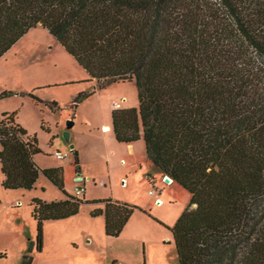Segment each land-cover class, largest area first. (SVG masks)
Listing matches in <instances>:
<instances>
[{"label": "trees", "instance_id": "16d2710c", "mask_svg": "<svg viewBox=\"0 0 264 264\" xmlns=\"http://www.w3.org/2000/svg\"><path fill=\"white\" fill-rule=\"evenodd\" d=\"M38 26L101 89L134 83L138 105L112 111L113 131L119 143L143 139L147 158L191 195L170 229L178 263L264 264V0H0V60ZM93 95L81 92L73 109ZM0 146L4 189L31 191L43 174L64 192L63 168L39 167L37 138L16 112L0 116ZM65 195L32 200L38 252L44 224L84 205L103 204L91 215L112 238L138 210Z\"/></svg>", "mask_w": 264, "mask_h": 264}, {"label": "rangeland", "instance_id": "374dc122", "mask_svg": "<svg viewBox=\"0 0 264 264\" xmlns=\"http://www.w3.org/2000/svg\"><path fill=\"white\" fill-rule=\"evenodd\" d=\"M101 84L91 81L42 26L29 31L0 60V94L10 93L0 99V116L16 112L28 135L37 138L39 167L63 168L66 194L76 196L75 187L83 186L86 191L81 197L88 201L113 199L138 208L120 236L112 238L105 233L103 218L91 215L100 204L84 205L75 217L44 224L38 252L32 200L51 202L66 195L43 174L31 191L6 190L0 164V264H23L24 257H32V264H179L170 229L188 208L190 194L168 176L166 182L145 158L140 144L134 157L126 153V144L115 142L118 148L114 149L103 140L100 127L111 123L110 109L136 107L138 100L134 83H115L104 89ZM92 91L94 97L73 109L81 92ZM70 120L74 125L67 140ZM102 131L110 128L104 125ZM75 144L81 150L80 172L73 154L66 159L54 156L57 151H72L70 146Z\"/></svg>", "mask_w": 264, "mask_h": 264}, {"label": "crops", "instance_id": "0c3cea01", "mask_svg": "<svg viewBox=\"0 0 264 264\" xmlns=\"http://www.w3.org/2000/svg\"><path fill=\"white\" fill-rule=\"evenodd\" d=\"M92 97H94V96H92ZM79 105H81V104H79ZM118 106H121V103H120V105H118ZM80 107V106H79ZM110 115H111V123L110 122H108L107 124H105V123H102V125H101V127H100V132H101V134H102V138H103V140H105V141H109V143H110V146H113L114 147V149H115V146H116V148H118L117 146V143H115V142H118L117 140H116V138H115V134H114V131H113V124H112V110L110 109ZM75 119V118H74ZM75 123H77L76 121H75ZM104 125H107L109 128H110V131L109 132H107V133H103V131H102V127L104 126ZM89 132H91V131H89ZM70 137H72V132H71V134H70ZM111 139H112V141H111ZM142 142V143H141ZM119 143V142H118ZM119 144H123V143H119ZM138 144V145H137ZM143 146V148H144V152H145V143H144V141H143V139H141V140H139V141H137V142H134V143H131V144H126V148H125V151H126V153L128 154V155H132V156H136V150H137V146H138V149H141V146ZM143 144V145H142ZM120 148H122V147H120ZM74 150H76V151H78V153H79V156H80V153H81V150H80V148L78 147V145L77 144H75L74 145ZM117 150V149H116ZM37 157V156H36ZM36 157L34 158V160L36 161ZM145 158L146 159H148L147 158V156H146V152H145ZM121 161H124L123 159H121L120 160V162ZM37 163V162H36ZM135 165H137V164H134V166ZM160 173H161V175H162V178H166V176L167 175H165L164 173H162L157 167H155ZM44 169V168H43ZM41 175V174H40ZM3 179H4V175H3ZM79 179H81V178H79ZM171 179V178H170ZM165 181H166V179H165ZM38 182V181H37ZM167 182V181H166ZM171 182H174L172 179H171ZM37 184V183H36ZM66 198V197H65ZM190 199H191V195H190ZM98 208H104V206H103V204H100V206L98 207ZM77 216V215H76ZM73 217H75V216H73ZM100 218H103V220H104V226H105V218H104V216H99ZM70 218H72V217H70ZM95 218H97V217H95Z\"/></svg>", "mask_w": 264, "mask_h": 264}, {"label": "built area", "instance_id": "2783aa9c", "mask_svg": "<svg viewBox=\"0 0 264 264\" xmlns=\"http://www.w3.org/2000/svg\"><path fill=\"white\" fill-rule=\"evenodd\" d=\"M70 155H72V152H71V151H70V152H65V153H62V152H60V151H57V152H55V154H54V156H56L57 159H66V158H68ZM80 180H82V179H80ZM85 191H86V189H85L83 186H76V187H75V195H76L77 197H81V196L84 194ZM150 193H151V194L155 193V190H154V191L151 190ZM158 201H159V200H158Z\"/></svg>", "mask_w": 264, "mask_h": 264}, {"label": "water", "instance_id": "95a60500", "mask_svg": "<svg viewBox=\"0 0 264 264\" xmlns=\"http://www.w3.org/2000/svg\"><path fill=\"white\" fill-rule=\"evenodd\" d=\"M73 125H74V121L73 120H70L68 122V124H67V131L65 132V137H66L67 140H70V131H69V129H71ZM70 147H71V150H74V145H71ZM73 154H75V153H73Z\"/></svg>", "mask_w": 264, "mask_h": 264}]
</instances>
